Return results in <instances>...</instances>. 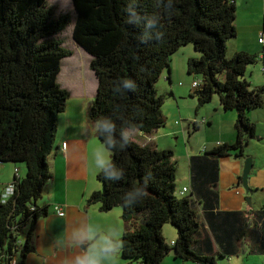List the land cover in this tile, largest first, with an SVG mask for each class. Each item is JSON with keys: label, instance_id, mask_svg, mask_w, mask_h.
Masks as SVG:
<instances>
[{"label": "trees", "instance_id": "1", "mask_svg": "<svg viewBox=\"0 0 264 264\" xmlns=\"http://www.w3.org/2000/svg\"><path fill=\"white\" fill-rule=\"evenodd\" d=\"M73 2L72 38L91 55L97 78L88 117L110 152L97 173L102 188L87 204H98L103 212L121 208V256L128 262L161 264L172 252L181 261L219 264L236 254L242 241L249 240V228L239 224L240 218L239 226L226 224L224 215L211 210L206 218L213 239H203L194 205L205 196L206 209H213L215 196L202 189L177 196L173 149L140 144L132 137L135 131L149 136L165 125V98L156 83L163 71H170L171 56L191 44L199 54L186 61L187 73L200 80L190 92L197 99L196 113L214 95L223 109L237 111L235 141L204 151V156H244L249 139L256 137L248 113L264 107V88L245 78L258 53L241 50L227 57V42L236 36L235 0ZM70 20L68 13L55 16L47 0H0V163L26 170L11 182L13 192L0 199V264H24L35 225L48 213V206L38 201L51 177L47 157L69 98L58 82L61 62L72 54L55 36ZM204 156L191 158L193 172L207 165ZM216 164L210 165L212 182ZM165 224L177 232L171 245L162 234ZM255 226L261 239L257 251L264 253V208Z\"/></svg>", "mask_w": 264, "mask_h": 264}, {"label": "crops", "instance_id": "2", "mask_svg": "<svg viewBox=\"0 0 264 264\" xmlns=\"http://www.w3.org/2000/svg\"><path fill=\"white\" fill-rule=\"evenodd\" d=\"M235 4L236 36L231 39L234 42L231 40L227 42V57H231L235 52L241 50L258 53L249 47V36L257 37V43L263 47L262 50L264 51V0H235ZM259 21H262V31L257 25ZM259 38H262L263 42H259ZM198 55L194 50L187 56ZM262 69H264L263 65ZM246 72L245 78L248 80ZM164 74L165 71L161 76ZM171 74L172 69L168 71L167 76L171 78ZM261 82L264 84V80ZM192 90L193 88L189 92ZM206 104L200 109L204 115L201 122L198 121L197 117L192 120V124L196 123L198 127L194 131L214 129L217 132L207 147L203 146V149L195 153L188 152V176L182 183H177L178 174H176V194L181 197L193 189H202L204 193L209 190L211 195L216 198L214 208L206 209L205 196L199 197L201 203L196 200L194 205L197 220L203 230V239L206 237L213 239L206 212L217 211L219 215H224L226 224L237 225V220L240 218L239 224L249 228V240L244 239L234 255L248 250L249 256L264 255V253L257 251L261 247V239L260 235L257 234L258 228L255 226L257 216L264 208V107L253 109L248 113L250 120L255 123L256 136L259 137L249 139V149L252 150L249 151V156L253 158V166L248 181L251 190L247 194L241 185V175L245 163L243 157L231 155L213 158L201 153L209 152L224 142L233 143L235 141L234 124L237 119V111L234 110L235 114H230L229 118L226 119L222 118V111L231 112V110L223 109L220 101L218 106L215 105L214 107ZM73 106V110L66 106L65 110L58 116L54 146L47 157L51 177L45 183L41 198L38 201L40 205L48 206V213L40 218L35 225L30 241L32 249L26 255L24 264H75L77 257L105 242L111 244L114 251L111 255L104 257L101 264H141L136 261L128 262L121 256L120 238L124 232L121 208L114 207L103 212L100 211L98 204H87L86 202L94 191L102 188L97 179V173L110 160V152L99 140L97 127L88 117L91 104L90 106L87 104L80 105L79 102H76L73 103ZM202 120L208 125L203 127ZM159 129L149 136L135 131L132 133V137L134 136L133 139L140 144H150L158 148V138L161 135H166V133L157 134ZM255 150H258L259 155L255 153ZM197 155L204 156L203 159L207 165L201 167L196 173L192 171L191 158ZM213 160L217 164L215 181L212 182L209 181V175L213 171L210 169ZM15 168H18L17 173H15ZM25 173L26 170L23 165L16 167L12 163H0V199L7 184L11 183L15 176L23 177ZM183 188L187 190L182 192ZM248 197L250 198L249 202L247 201ZM224 202L227 206L223 205ZM55 205L62 208L63 216L56 213ZM219 222H222V216ZM176 236L177 232L174 233L169 243L166 237L164 239L167 244L171 245ZM21 240L22 242L25 241L24 235L21 236ZM214 250H218V246L214 245ZM168 257L172 258L174 264L190 262L176 259L170 252L163 258L161 264H164ZM231 257L228 259L230 260ZM256 261V259L252 260L251 264H256Z\"/></svg>", "mask_w": 264, "mask_h": 264}, {"label": "rangeland", "instance_id": "3", "mask_svg": "<svg viewBox=\"0 0 264 264\" xmlns=\"http://www.w3.org/2000/svg\"><path fill=\"white\" fill-rule=\"evenodd\" d=\"M47 2L55 7V16L68 13L70 15V23L64 30L56 35L55 38L62 40V46L71 50L72 54L69 57L62 59L61 71L58 75V82L63 89L69 92V98L66 101V106L69 109H74L73 103L79 102L80 105L92 104L95 96V88L97 85V78L93 70L90 68L91 55L79 47L72 38V29L75 19V10L71 0H47ZM258 28L262 31V21L257 23ZM54 38V37H53ZM231 42H234L231 40ZM249 47L255 51L262 52L263 47L257 43V37L249 36ZM194 48L191 44L183 46L174 53L170 58V68L172 74L170 81L167 78L168 71L162 75L156 83V88L159 93L164 96V104L162 106V113L165 118V125L161 127L157 134L166 133L158 138L159 148L173 149L174 157L178 165L177 183H182L188 176L187 173V154L188 152H198L202 147L210 143V140L215 136L216 130L210 129L208 131L193 130L192 120L197 117L201 122L203 114L201 107L195 110L197 99L190 96V89L192 88L193 81H200L198 75L188 74L186 71V61ZM229 53V52H228ZM76 68H73L75 67ZM246 76L253 86H264L261 81L264 80V69H262V61L257 60L254 64L249 65L247 68ZM74 71V72H73ZM264 88V87H263ZM86 89V90H85ZM92 93V94H91ZM218 96L214 95L208 106H218ZM89 109V107H88ZM222 110V109H220ZM230 114H235L234 110L224 112L222 111V118L228 119ZM205 120V119H204ZM202 121L203 127L208 125ZM177 131V132H176ZM189 134V135H188ZM134 137V136H133ZM258 148V147H257ZM249 142L246 146V156H243L244 162L249 156ZM203 154V152H201ZM199 153V154H201ZM255 153L259 155L258 150ZM226 159V158H225ZM243 189V188H242ZM244 190V189H243ZM224 206H227L224 202ZM164 238L167 242L176 233L174 227L170 224H165L162 231ZM257 260L256 264H264V255H250L249 250L239 252L230 258L223 259L219 264H251L252 260ZM164 264H174L171 257L165 259ZM184 264V263H178ZM187 264H193L188 262ZM199 264V263H195Z\"/></svg>", "mask_w": 264, "mask_h": 264}, {"label": "clouds", "instance_id": "4", "mask_svg": "<svg viewBox=\"0 0 264 264\" xmlns=\"http://www.w3.org/2000/svg\"><path fill=\"white\" fill-rule=\"evenodd\" d=\"M126 86H130V82L126 81ZM113 251L111 244L107 242L99 244L84 255L77 257L75 264H101L102 259L111 255Z\"/></svg>", "mask_w": 264, "mask_h": 264}, {"label": "water", "instance_id": "5", "mask_svg": "<svg viewBox=\"0 0 264 264\" xmlns=\"http://www.w3.org/2000/svg\"><path fill=\"white\" fill-rule=\"evenodd\" d=\"M72 1V5H73V8L75 10V6H74V2L73 0ZM76 11V10H75ZM260 57L261 58H264V51L260 53ZM262 65L264 66V61H262ZM259 136L257 135L256 138H258ZM252 160L253 158L252 157H248L244 163V168H243V172H242V175H241V185L243 186L245 192L248 194L251 190V188L249 187V184H248V181H249V175H250V172H251V169H252ZM249 197L247 198V201L249 202Z\"/></svg>", "mask_w": 264, "mask_h": 264}, {"label": "built area", "instance_id": "6", "mask_svg": "<svg viewBox=\"0 0 264 264\" xmlns=\"http://www.w3.org/2000/svg\"><path fill=\"white\" fill-rule=\"evenodd\" d=\"M258 41L259 42H263V39L262 38H259L258 39ZM199 85V82H197V81H193L192 82V86L193 87H195V86H198ZM203 121V120H202ZM195 122V121H194ZM196 124V123H195ZM63 145H65V144H63ZM18 172V169H16L15 168V173H17ZM187 189L186 188H183L182 189V192H185ZM13 192V184L12 183H9V184H7V186L5 187V189H4V192H3V194H2V196H1V200L3 201V200H5L11 193ZM55 210H56V213L59 215V216H63L64 215V211L62 210V208H60L59 206H56L55 205ZM172 244H173V242H172ZM12 264H14V263H12Z\"/></svg>", "mask_w": 264, "mask_h": 264}, {"label": "flooded vegetation", "instance_id": "7", "mask_svg": "<svg viewBox=\"0 0 264 264\" xmlns=\"http://www.w3.org/2000/svg\"><path fill=\"white\" fill-rule=\"evenodd\" d=\"M260 56H261V55L258 54V60H260V61H264V58H261ZM245 156H246V154H245Z\"/></svg>", "mask_w": 264, "mask_h": 264}, {"label": "bare ground", "instance_id": "8", "mask_svg": "<svg viewBox=\"0 0 264 264\" xmlns=\"http://www.w3.org/2000/svg\"><path fill=\"white\" fill-rule=\"evenodd\" d=\"M73 68H76V66H75V67H73ZM73 72H74V71H73ZM197 82H199V81H197ZM196 87H197V86H195V87H193V86H192V88H196Z\"/></svg>", "mask_w": 264, "mask_h": 264}]
</instances>
